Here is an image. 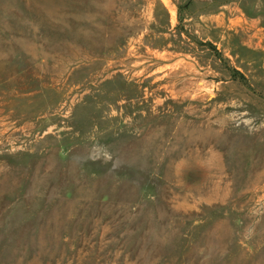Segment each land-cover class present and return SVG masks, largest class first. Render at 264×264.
<instances>
[{"label":"rangeland","instance_id":"374dc122","mask_svg":"<svg viewBox=\"0 0 264 264\" xmlns=\"http://www.w3.org/2000/svg\"><path fill=\"white\" fill-rule=\"evenodd\" d=\"M0 264H264V0H0Z\"/></svg>","mask_w":264,"mask_h":264},{"label":"clouds","instance_id":"9594fccd","mask_svg":"<svg viewBox=\"0 0 264 264\" xmlns=\"http://www.w3.org/2000/svg\"><path fill=\"white\" fill-rule=\"evenodd\" d=\"M183 164V161H178L177 166L180 167Z\"/></svg>","mask_w":264,"mask_h":264}]
</instances>
